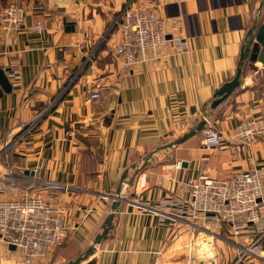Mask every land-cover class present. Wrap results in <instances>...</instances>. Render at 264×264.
<instances>
[{
	"label": "crops",
	"instance_id": "obj_1",
	"mask_svg": "<svg viewBox=\"0 0 264 264\" xmlns=\"http://www.w3.org/2000/svg\"><path fill=\"white\" fill-rule=\"evenodd\" d=\"M10 1L0 0V9ZM18 1L23 24L0 29V67L12 86L0 97V137L35 124L9 147L11 168L0 162V173L18 184L26 177L65 185L41 194L62 208L67 225L77 224L33 264H264V234L259 256L244 255L257 234L251 224L237 233L231 224H208L210 232L197 233L200 219L191 220L188 203L189 180L259 167L264 225V134L248 146L231 136L240 118L263 112L264 66L249 58L240 85L210 119L221 144L205 147L198 131L152 158L95 241L126 168L201 116L234 76L258 12L264 22V0H143L164 19L167 40L132 71L113 52L120 34L112 23L126 0ZM37 13L46 17L39 34L31 30ZM92 91L100 96L90 98ZM4 190L1 197L19 195ZM0 264L27 263L20 248L0 240Z\"/></svg>",
	"mask_w": 264,
	"mask_h": 264
},
{
	"label": "built area",
	"instance_id": "obj_2",
	"mask_svg": "<svg viewBox=\"0 0 264 264\" xmlns=\"http://www.w3.org/2000/svg\"><path fill=\"white\" fill-rule=\"evenodd\" d=\"M40 8V6H37ZM26 8L19 1H10L0 11V29L14 32L25 18ZM113 23L120 38L113 45V52L126 71H132L140 62L155 58L167 40L165 21L155 9L144 4L143 0H126ZM46 26V17L37 13L31 22V30L41 33ZM178 44V42H177ZM13 78L17 75L12 74ZM98 91L90 92V98H98ZM31 121L17 136L0 137V162L9 169L8 149L19 142L34 126ZM203 145L207 148L219 146L222 142L221 132L210 122L200 129ZM264 134V106L261 114L244 116L235 124L232 138L243 145H250L258 136ZM179 162L176 165L179 166ZM7 176L4 178V176ZM1 174L0 179H9L10 184H0V193L18 192L16 197L0 196V240L20 248L27 264H33L45 258L64 240L69 228L77 224L74 221L67 225L62 208L50 202L41 194L45 189H62L65 185L57 182H37L36 179L23 177L22 184L12 181L9 174ZM141 181V180H140ZM263 169L250 168L238 170L227 177L217 178L206 174L195 180H189V208L191 220L200 219L199 227L207 228L208 224H231L237 233L244 224H251L257 231L250 243L242 247L241 253L259 256V245L263 225ZM41 183V184H40ZM143 184V182H142ZM178 199L172 200L178 203ZM191 221L194 225L195 222Z\"/></svg>",
	"mask_w": 264,
	"mask_h": 264
},
{
	"label": "water",
	"instance_id": "obj_3",
	"mask_svg": "<svg viewBox=\"0 0 264 264\" xmlns=\"http://www.w3.org/2000/svg\"><path fill=\"white\" fill-rule=\"evenodd\" d=\"M259 14L260 13L258 12V15L248 28L247 36L242 47L234 76L220 89H218L212 98L202 107L201 116L196 118L190 125L186 126L181 133L174 135L168 140L158 144L143 156L135 160L123 172L116 190L112 195L110 212L104 220L103 230L101 234L96 237L95 241H98L100 238H102L108 231L114 213L120 209L122 200L124 199L125 195L130 192L133 182L143 166L149 163L152 158L171 148L188 135L198 132L206 124V121L211 119L217 107L224 100H226L240 85L242 74L246 67L248 58L250 61L258 60L264 66V22L258 24L260 17ZM11 88L12 86L8 80V77L0 67V97L2 96L3 92H9ZM68 264H72V262H69Z\"/></svg>",
	"mask_w": 264,
	"mask_h": 264
},
{
	"label": "rangeland",
	"instance_id": "obj_4",
	"mask_svg": "<svg viewBox=\"0 0 264 264\" xmlns=\"http://www.w3.org/2000/svg\"><path fill=\"white\" fill-rule=\"evenodd\" d=\"M15 1H18V0H15ZM18 2H19V1H18ZM5 6H6V5H5ZM5 6H4V7H5ZM4 7H2V8L0 9V11H2V9H3ZM112 25L115 26L114 23H112ZM208 121H210V120H208ZM199 131H200V130H199ZM177 162H179V161H177ZM177 162H175V165H176ZM170 166H172V165H170ZM3 176H4V175H3ZM5 177H7V176H4V178H5ZM5 180H7V179H5ZM133 183H134V182H133ZM207 231H209V230H205L203 227H198V228H196V230H195V232H197V233H202V234H205V235H206ZM209 232H210V231H209ZM202 234H201V235H202ZM207 236H208V235H207ZM194 245H197V244L194 243Z\"/></svg>",
	"mask_w": 264,
	"mask_h": 264
},
{
	"label": "bare ground",
	"instance_id": "obj_5",
	"mask_svg": "<svg viewBox=\"0 0 264 264\" xmlns=\"http://www.w3.org/2000/svg\"><path fill=\"white\" fill-rule=\"evenodd\" d=\"M212 255H213L212 249L210 247H207L205 249V256L209 257V256H212Z\"/></svg>",
	"mask_w": 264,
	"mask_h": 264
},
{
	"label": "trees",
	"instance_id": "obj_6",
	"mask_svg": "<svg viewBox=\"0 0 264 264\" xmlns=\"http://www.w3.org/2000/svg\"><path fill=\"white\" fill-rule=\"evenodd\" d=\"M2 1H6V0H2Z\"/></svg>",
	"mask_w": 264,
	"mask_h": 264
}]
</instances>
